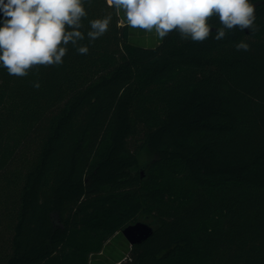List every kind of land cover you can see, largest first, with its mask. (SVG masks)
Masks as SVG:
<instances>
[{
	"label": "trees",
	"instance_id": "trees-1",
	"mask_svg": "<svg viewBox=\"0 0 264 264\" xmlns=\"http://www.w3.org/2000/svg\"><path fill=\"white\" fill-rule=\"evenodd\" d=\"M250 3L254 30L215 40L213 17L197 43L85 0L86 55L0 66V264H264V0ZM138 222L153 233L131 247Z\"/></svg>",
	"mask_w": 264,
	"mask_h": 264
},
{
	"label": "clouds",
	"instance_id": "clouds-1",
	"mask_svg": "<svg viewBox=\"0 0 264 264\" xmlns=\"http://www.w3.org/2000/svg\"><path fill=\"white\" fill-rule=\"evenodd\" d=\"M85 0H0L3 22L0 26V66L10 76L25 77L34 66H59L68 45L81 55L89 48L82 18L87 16ZM109 7L123 10L127 25L147 32L155 30L161 39L177 31L182 39L202 43L212 36L211 19L218 18L214 39L226 30H254L256 5L250 0H107ZM111 16L90 21L87 37L95 41L108 30ZM237 51L250 50L240 42ZM34 87L39 88L35 82Z\"/></svg>",
	"mask_w": 264,
	"mask_h": 264
},
{
	"label": "water",
	"instance_id": "water-1",
	"mask_svg": "<svg viewBox=\"0 0 264 264\" xmlns=\"http://www.w3.org/2000/svg\"><path fill=\"white\" fill-rule=\"evenodd\" d=\"M153 233L151 225L143 222H138L131 225L122 231L123 236L128 241L130 246L141 244L147 240ZM119 264V263H118Z\"/></svg>",
	"mask_w": 264,
	"mask_h": 264
},
{
	"label": "rangeland",
	"instance_id": "rangeland-1",
	"mask_svg": "<svg viewBox=\"0 0 264 264\" xmlns=\"http://www.w3.org/2000/svg\"><path fill=\"white\" fill-rule=\"evenodd\" d=\"M121 24H123V22H121ZM137 30V33L138 35L142 34V33H146V34H149V32L145 31V30H142V29H136Z\"/></svg>",
	"mask_w": 264,
	"mask_h": 264
}]
</instances>
